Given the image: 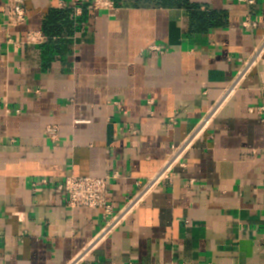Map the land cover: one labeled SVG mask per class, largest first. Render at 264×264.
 <instances>
[{
    "label": "crops",
    "instance_id": "obj_1",
    "mask_svg": "<svg viewBox=\"0 0 264 264\" xmlns=\"http://www.w3.org/2000/svg\"><path fill=\"white\" fill-rule=\"evenodd\" d=\"M73 1L26 0L13 38H46L16 45L0 0V264H264V54L225 95L264 0ZM168 166L98 240L111 216L57 190L109 175L114 216Z\"/></svg>",
    "mask_w": 264,
    "mask_h": 264
},
{
    "label": "built area",
    "instance_id": "obj_2",
    "mask_svg": "<svg viewBox=\"0 0 264 264\" xmlns=\"http://www.w3.org/2000/svg\"><path fill=\"white\" fill-rule=\"evenodd\" d=\"M6 12H5V23L4 30L6 32L7 42L13 43L16 45L27 44L34 45L40 44L45 41L46 36L40 31H28L25 34V40L22 42L16 41L11 32L15 28L20 27L27 21V9L25 3L26 0H7ZM80 0H74L72 3V8H75ZM240 2L246 3L248 6L254 5L255 0H239ZM65 6V5H62ZM93 7L95 9H105L112 10L114 9V2L112 0H93ZM243 27L245 29L254 31L259 27V23L257 20L252 19L250 16H247L242 21ZM151 51H157L160 53L164 52V47L158 46L155 44H151L148 47ZM264 54V38L261 42L254 48V51L251 57L244 62V67L239 71L236 79L234 80V84H232L225 94L228 96L232 93L236 87L240 84L241 80L244 76L250 72L252 68L257 66L259 60ZM209 114L205 117L201 123V126H206V124L210 121ZM45 134L49 139H56L58 135V129L56 126H48L45 130ZM181 148L175 149V154L179 153ZM172 161V160H171ZM169 161L168 164L171 162ZM169 166L165 169H162L160 172L156 174L152 179H150L144 186L141 187L140 192L134 195L129 202L123 207L120 213L116 215H112L111 207L108 204V179L109 175L106 176H67L64 182L58 186L57 190L62 193L65 197V203L70 208H93V209H101L104 211L105 216H111L110 222L107 223L106 227L97 235L95 240L102 238V235L109 232L115 225L119 224L122 219H124L131 211L140 203V201L147 195V193L153 191L162 178L164 177L166 171ZM176 264H185V263H176Z\"/></svg>",
    "mask_w": 264,
    "mask_h": 264
},
{
    "label": "trees",
    "instance_id": "obj_3",
    "mask_svg": "<svg viewBox=\"0 0 264 264\" xmlns=\"http://www.w3.org/2000/svg\"><path fill=\"white\" fill-rule=\"evenodd\" d=\"M57 14H58V12H57V11H54V12H53V18H52V19H54V20H55V19H56V17H57ZM46 31H47V30H46Z\"/></svg>",
    "mask_w": 264,
    "mask_h": 264
}]
</instances>
